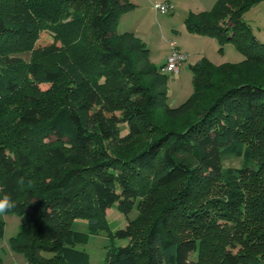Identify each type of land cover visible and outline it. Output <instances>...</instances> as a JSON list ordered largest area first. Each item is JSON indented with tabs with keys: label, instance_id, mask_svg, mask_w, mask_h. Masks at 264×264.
Instances as JSON below:
<instances>
[{
	"label": "trees",
	"instance_id": "trees-1",
	"mask_svg": "<svg viewBox=\"0 0 264 264\" xmlns=\"http://www.w3.org/2000/svg\"><path fill=\"white\" fill-rule=\"evenodd\" d=\"M261 1L186 19L245 59L191 65L193 92L172 106L170 74L118 31L129 0H0V198L25 216L15 252L86 264L73 223L114 207L128 223L110 237L126 243L106 264H264V43L242 18Z\"/></svg>",
	"mask_w": 264,
	"mask_h": 264
},
{
	"label": "rangeland",
	"instance_id": "rangeland-1",
	"mask_svg": "<svg viewBox=\"0 0 264 264\" xmlns=\"http://www.w3.org/2000/svg\"><path fill=\"white\" fill-rule=\"evenodd\" d=\"M134 8L126 12L122 18L119 33L130 32L140 38L149 50L150 60L159 69L164 66L166 59L175 43V46L188 53V59L180 68V73L169 75V103L177 106L185 101L193 92V73L191 65L203 58L209 59L216 65L235 62L233 54L243 59L245 56L232 43L222 45L218 39L207 35L196 34L188 26L186 19L199 11H210L217 0H169L174 3V10L169 13H159L155 3H167L168 0H129ZM245 22L251 27L253 34L264 30V0L257 6L251 7L242 15ZM136 32V34H135ZM264 36V33H263ZM257 37V36H256ZM258 39V38H257ZM43 40L52 42V37L44 36ZM185 52V53H186ZM26 59L28 54L23 55ZM240 61V62H241ZM162 72V69H161ZM164 73V72H162ZM167 74V73H164ZM240 160L227 159L225 167H238ZM137 210L130 215L135 218ZM5 222L4 237L0 239V264H28L23 253L15 252L11 247L12 238L16 237L25 221L23 214L7 212L2 215ZM127 217L116 208L107 211V216L99 225H90L86 219H77L73 229L78 233L76 249L86 256V264H106V257L113 246L125 245V240H111L113 230L124 228Z\"/></svg>",
	"mask_w": 264,
	"mask_h": 264
},
{
	"label": "built area",
	"instance_id": "built-area-1",
	"mask_svg": "<svg viewBox=\"0 0 264 264\" xmlns=\"http://www.w3.org/2000/svg\"><path fill=\"white\" fill-rule=\"evenodd\" d=\"M154 7L162 14L169 13L173 10L172 5L169 3H155ZM186 59L187 54L174 46L166 59V63L162 67V72L170 75L179 73L180 68Z\"/></svg>",
	"mask_w": 264,
	"mask_h": 264
},
{
	"label": "crops",
	"instance_id": "crops-1",
	"mask_svg": "<svg viewBox=\"0 0 264 264\" xmlns=\"http://www.w3.org/2000/svg\"><path fill=\"white\" fill-rule=\"evenodd\" d=\"M167 3H169L170 5H172V7H173V10H174V8H175V6H174V3H172L171 1H167ZM257 6V5H256ZM255 7V6H254ZM199 12H201V11H199ZM124 17V16H123ZM122 22H123V18H121V20H120V23H119V26H121L122 25ZM118 26V27H119ZM123 33V32H122ZM263 33H264V30H259V32L258 33H256V36H257V38H258V40L260 41V42H262V43H264V36H263ZM135 34H136V32H135ZM171 45L173 46H175V43H171ZM173 46V47H174ZM177 47V46H176ZM178 49H180L181 51H183V52H186L185 50H183V49H181V48H179V47H177ZM186 54H187V59H188V53L186 52ZM234 55V58H236L235 60V62H240L242 59H243V57H241L240 58V56L239 55H237V54H233ZM169 56V55H168ZM166 63V62H165ZM215 64V63H214ZM180 73V72H179Z\"/></svg>",
	"mask_w": 264,
	"mask_h": 264
},
{
	"label": "clouds",
	"instance_id": "clouds-1",
	"mask_svg": "<svg viewBox=\"0 0 264 264\" xmlns=\"http://www.w3.org/2000/svg\"><path fill=\"white\" fill-rule=\"evenodd\" d=\"M12 207H14V204L9 195H4L0 198V214L7 212Z\"/></svg>",
	"mask_w": 264,
	"mask_h": 264
}]
</instances>
